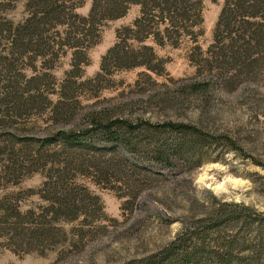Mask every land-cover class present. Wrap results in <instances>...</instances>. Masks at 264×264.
I'll return each mask as SVG.
<instances>
[{"label": "rangeland", "instance_id": "1", "mask_svg": "<svg viewBox=\"0 0 264 264\" xmlns=\"http://www.w3.org/2000/svg\"><path fill=\"white\" fill-rule=\"evenodd\" d=\"M79 1L84 4L78 12L87 16L93 0ZM224 2L204 0L202 34L197 41L186 37L178 48L157 47L165 61L159 73L145 67L101 70L117 31L132 24L139 15L138 6L102 24L99 42L88 50L89 64L75 72H71L70 53L52 69L38 61L37 71L24 68V60L16 56L11 57L14 65H9L2 53L0 171L7 165L21 169L42 150L39 166H46L41 169L44 172L59 166H86L88 175H78L76 181L99 195L104 208L95 220L83 222L85 215H81L73 223H63L65 240L46 254L39 249L28 252L0 226V264H126L159 252L186 223L224 202L264 210V69L252 78H238L234 85L225 83L232 73L223 76L215 69L208 89L192 88L207 80L209 72L204 68L198 72L191 54L196 46L206 52L215 43ZM26 3L17 0L7 17L15 23L23 21L28 15ZM6 47L5 41L0 42V50ZM95 116L191 123L210 134L232 138L239 149L221 139L205 146L200 165L168 167L154 164L146 135L131 150L102 134L94 136L95 149L67 148L55 135L60 130L86 129ZM37 140H45L44 145ZM44 172L18 170L15 176L0 172V199L16 195L22 211L42 204L39 190L47 177Z\"/></svg>", "mask_w": 264, "mask_h": 264}, {"label": "trees", "instance_id": "2", "mask_svg": "<svg viewBox=\"0 0 264 264\" xmlns=\"http://www.w3.org/2000/svg\"><path fill=\"white\" fill-rule=\"evenodd\" d=\"M16 1L0 0V42L8 44L0 50V56L5 53L11 66V57L16 56L31 71L38 70V61L52 69L68 53L71 72L89 64L88 50L99 42L102 24L120 19L132 6H138L139 15L132 24L117 31L116 43L102 58L101 70L107 72L112 66L128 70L145 67L159 73L158 67L165 61L158 55L157 47L178 48L186 37L197 41L204 21V0H93L87 16L78 12L84 1L27 0V17L15 23L7 13ZM214 40L206 52L196 46L191 54L198 72L203 68L209 72L207 80L192 86L194 91L211 86L215 69L223 76L232 73L226 85H234L238 78H252L264 69V0H225ZM97 134L129 150L138 147L142 143L140 136L146 135L150 141L145 145L154 164L168 167L180 163L200 165L201 155L207 153L205 146L221 139L239 149L228 136L219 137L178 121L132 122L95 116L86 129L60 130L55 135L67 148L95 149ZM44 141H38L39 145H44ZM38 155L28 159L29 163L26 161L21 169L7 165L0 172L8 176H15L18 170L44 172L46 166H39L42 150ZM44 173L47 177L39 190L42 204L22 211L16 204V195L7 194L0 199L1 228L8 230L10 238L28 252L39 249L42 254L65 240L63 223H73L81 215H85L83 222L95 220L104 208L99 195L76 181L78 175H88L86 166H59ZM263 259L264 210L224 202L204 217L186 223L159 252L126 264H262Z\"/></svg>", "mask_w": 264, "mask_h": 264}]
</instances>
